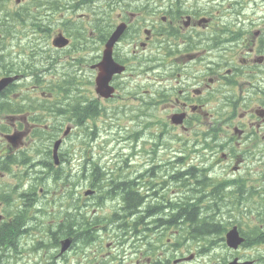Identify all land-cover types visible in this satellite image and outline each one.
Instances as JSON below:
<instances>
[{"label":"flooded vegetation","instance_id":"flooded-vegetation-1","mask_svg":"<svg viewBox=\"0 0 264 264\" xmlns=\"http://www.w3.org/2000/svg\"><path fill=\"white\" fill-rule=\"evenodd\" d=\"M189 1L167 0L158 5L152 1L149 9H142L144 13H140V9L126 8L123 20L114 21L113 26L112 19L110 29L106 27L104 31L107 42L117 24L125 25L112 50L114 62L125 71L114 74L109 86L115 95L123 90L133 93L138 106L152 112L154 120H160L164 126L167 137L179 143L180 147L176 148L179 162L173 163L174 153L153 171L177 173L180 181L175 184L179 185L184 199L172 201V193L165 190L173 180L171 176L159 184L160 191L154 189L150 177L138 175L133 182L124 177L120 191L101 194V183L107 188L114 186L115 181L108 180L106 175L103 179L95 177L105 170L93 173L94 169L82 168L80 182L88 173L94 174L92 184L88 182L94 193L83 204L96 207L116 203L113 209L119 208L125 213L104 216L100 209H95L85 215L70 216L69 231L58 239L45 264H264V7L260 14L257 8L245 11L242 8L230 24L221 14L222 0H216L219 5L216 10L212 0L196 2V8ZM162 103L165 114L157 113ZM179 114L184 115L182 124H173L172 116ZM206 142L211 146L206 147ZM164 145L165 142L161 143L162 147ZM196 152L203 154L204 164H208V179L217 181V176L212 174L219 172L231 177L230 184L222 179L226 182L218 183L213 191L204 194L212 195L213 199L187 198L189 190L193 186L198 190L206 179L200 176L203 173L197 167L192 169L202 174L185 172L180 166L189 165V160L193 162ZM24 163L26 173L22 183L2 195L12 203L9 216L17 220L20 231L14 230L12 236L17 235L16 244L6 251L3 250L8 245L7 239L3 237L0 241V264H13L9 263L11 260L26 264L23 242L32 238L38 227L28 214L34 205L39 209L42 203L36 191L27 202L21 199L27 192L23 186L35 175H50L37 186V191L40 187L52 186L48 181L54 170L49 160L39 164L25 160ZM142 167L144 165L135 169ZM84 170L85 176L82 175ZM252 173L259 177L260 183L256 186L261 200L252 232L246 237L240 231L245 242L237 249H220V254L216 251V259L210 252L207 254L215 248H205L202 243H194L190 248V240L202 234L221 232L222 219L209 214H221L222 201L217 189L237 187L238 192L249 199L248 192H251L247 182ZM61 175L62 172L58 173V179ZM125 187L131 192L130 197L124 193ZM70 192L65 201L67 210H71ZM16 199L20 203H16ZM174 203L185 208L190 203L197 204V219L207 220L212 226L199 229L196 224L191 225L177 214L178 210L172 212ZM127 219L130 223L125 229L122 221ZM201 223L207 226L206 221ZM9 228L3 226L0 231L5 236ZM61 231L59 237L63 234ZM33 239L41 241L39 237ZM64 239L70 240V246L62 252L60 246ZM224 253L226 256L220 257Z\"/></svg>","mask_w":264,"mask_h":264},{"label":"rangeland","instance_id":"rangeland-1","mask_svg":"<svg viewBox=\"0 0 264 264\" xmlns=\"http://www.w3.org/2000/svg\"><path fill=\"white\" fill-rule=\"evenodd\" d=\"M34 2V5L37 6L38 10H40V17L41 20H43L44 23L48 22V16L50 13H52L56 8H58L63 3L67 4L69 3L70 7L76 6L80 0H58V1H51V0H32ZM140 1V0H139ZM145 4L143 7L144 9L151 7V2L154 1L156 5L162 3H166V0H142ZM55 2L58 4L55 6ZM83 4L82 6H85ZM84 12H86L88 9H83ZM37 18V16H31L29 12H24L19 18H13L8 12L5 10L3 6L0 5V27H2V35L4 36V56L2 53L0 54V64L5 65L8 68H13L15 63H20L19 67L23 68L24 70H28L31 73H36L39 77H44L46 72H48L49 69L52 68L48 61L46 60V51L48 54H52L51 51H48V48L46 47V51L44 50V43L38 42L34 43L29 40L30 36L34 35L32 31L27 27V24L24 25H16L17 20H24V21H33ZM54 23H59V16L55 14L54 16ZM75 45H78V43H74ZM86 54V52H85ZM48 56V55H47ZM84 56V51L79 50L78 47H75L72 45L69 49L66 50V54L62 57V66H55V69H58L56 73L57 81L54 83L56 87H62V86H68L70 90L68 93H66V104L70 101L75 99L72 95H81L84 96V92H82L86 87L85 79L82 81L80 85L76 84L75 81H73V77L75 74L79 73L80 75L86 77L87 71L85 69V63L82 60V57ZM72 59H75V62H72ZM78 60H82L81 66H75L76 62ZM80 68V70H79ZM136 86V85H135ZM122 89L124 87H121ZM152 91L154 89L152 88ZM24 92V91H23ZM128 91H118L117 95H115L113 100L107 101L105 103L106 107L108 108L107 112L101 116L100 121L98 122V132H97V139L95 140L93 145H89L87 147L88 152H92V158L97 159L100 157L101 165L105 168H103L106 172H103L106 175V178L108 180H111L112 178L117 179V174H122V177H125L127 173L132 172L131 167H124L125 164L133 161H137L140 163H147V166L152 164L151 158L152 156V146L154 142H157L158 145V156L157 160H160L163 157L169 158L170 155H174L176 152L175 146L179 145L176 140L171 139L167 136H165L164 141L158 140V135H155L157 132L161 131L157 128L158 126H152L147 131H145L144 139L141 141L140 144H138L136 147L133 146V143L135 141L133 140V137H131L132 134H134V130H141L142 121L140 120H134V116L138 115V113L141 112V109L138 108V110H134L133 105V99L132 97L134 94H128ZM58 95V92H53V97H56ZM79 103V102H78ZM138 107V106H137ZM160 108V109H159ZM137 109V108H136ZM158 112H163L165 114V105L162 103L158 106ZM162 114V115H164ZM160 119V118H159ZM112 125H118V127L113 129L111 127ZM77 132V129L74 130ZM89 131V130H88ZM112 131L114 132L112 134ZM74 136L69 139L65 143V147H62L63 152L66 154L68 151V148L71 149L73 147L77 148L80 145L73 143ZM87 142L90 143L89 138L86 139ZM165 145L162 147L161 143H164ZM91 144V143H90ZM148 151V154L145 151ZM196 156H200L197 154ZM67 159L70 158L67 154ZM199 159L194 160V162L199 163ZM38 164L40 161L37 162ZM66 168L69 167V163H64ZM208 164H203L202 167H207ZM211 167V165H210ZM144 168V167H142ZM65 171V170H64ZM116 172V175L114 174ZM229 173V172H227ZM224 172H219L218 174L212 176H217L221 179H227V184H230V178L228 174H224ZM42 176V177H41ZM50 175H35V177L27 182L23 186V190H27V192L21 197L24 201L27 202V200L30 198V195L32 193H35L33 190V187L37 188V186L40 183H43ZM41 178V179H37ZM100 178V177H99ZM105 178V177H104ZM259 177L257 176V173H252L249 176L247 185L249 187V191L253 194H255L254 198L252 199L254 201V204L256 205L255 209H260V200L261 198L258 197V188L257 184ZM8 179V178H6ZM11 183L14 182L12 178L8 179ZM50 184H52V181L49 180ZM84 182H87L85 180ZM107 182V181H106ZM54 188H56V185L52 184ZM86 185V183H85ZM251 186H254L251 187ZM237 189V188H233ZM200 191V189H199ZM225 192V193H224ZM222 194L221 200L225 205L230 204L231 197H235V193L233 190L226 189L224 191L220 192ZM181 194H176L172 196V199H177ZM7 201V200H6ZM7 203H10L7 201ZM116 204V203H115ZM109 205L107 206V209L110 211L112 210V207L115 206ZM246 206H241L240 210L245 211L248 208H250L249 205L245 204ZM232 208V207H230ZM185 207H181V210H184ZM233 209V208H232ZM226 210V209H225ZM174 212V210L172 211ZM165 214V213H162ZM251 216L249 214L243 215L244 219L250 226L253 225L254 221L247 220L246 217ZM254 217V216H253ZM201 218H204L201 216ZM206 218V217H205ZM216 219H223V217H219ZM232 220V219H231ZM207 224V227H211L212 224L207 222V220H199L198 222V228L201 229L204 227V224L201 222H205ZM209 238L210 242L215 241L218 238V233L214 234L211 233L208 236H205ZM25 263L28 262V258L25 257L24 259ZM9 263L16 264L14 260H11Z\"/></svg>","mask_w":264,"mask_h":264},{"label":"trees","instance_id":"trees-1","mask_svg":"<svg viewBox=\"0 0 264 264\" xmlns=\"http://www.w3.org/2000/svg\"><path fill=\"white\" fill-rule=\"evenodd\" d=\"M40 1H45V0H40ZM51 1H58V0H51ZM80 1H84V0H80ZM58 3L57 2H55V6L57 5ZM91 104H92V102H91ZM0 108H2V109H5V106L3 105V104H0ZM95 110V108L94 107H92L91 105H88V106H82V105H80V104H77V105H75V106H73L72 107V109H71V111L73 112V114L77 117V118H84L85 116H87L88 115V112L90 111V113H91V111H94ZM52 111V113L53 114H56V115H58V114H66L68 111H64V110H62V109H52L51 110ZM89 113V114H90ZM96 114V113H95ZM94 113H93V115L92 116H94L95 115ZM7 160L8 161H12V157H8L7 158ZM47 160H48V158H47ZM90 171H91V169H90ZM97 171H99V169L97 168V167H95L94 168V172L93 173H96ZM189 173H194V174H199L198 173V171H196L195 169H192V168H190L189 169V171H188ZM93 173H91V176L94 178V174ZM95 177H100V174H98V173H96L95 174ZM203 182H205V181H203ZM123 184L124 183H122V184H120V185H117V186H115L114 188H112L111 189V191H115V190H119L120 191V189H121V187L123 186ZM203 184H206V183H203ZM203 184L200 186V191H199V189L198 190H192V189H190L189 190V193L190 194H192V195H189L188 196V200H193V199H195V200H197V199H202V198H199L198 196L199 195H204L205 194V192H204V190H205V186H203ZM126 189L124 190V193H127V194H129V193H131V192H129V190L127 189L128 187H125ZM33 190L34 191H36L37 192V189L35 188V187H33ZM130 195H132V194H129V197H130ZM31 196L32 195H30V198H31ZM128 197V196H127ZM131 200H132V198H130ZM2 200H4L3 199V197H2ZM131 200H130V202H131ZM5 202L7 203V201L5 200ZM29 207L31 208L32 207V205H29ZM198 207V205L197 204H188L187 206H186V208L182 211L181 210V205H179V206H176V205H174L173 206V210L174 211H176V210H178L177 211V214L178 215H181V216H184L186 219H187V221L188 222H190V224L191 225H193V224H197L198 225V222H199V220L197 219V208ZM182 212V213H181ZM67 213V212H66ZM29 215H31V210H30V214ZM6 227V226H10V228H9V233H8V235H5L4 236V234L2 233L3 231V228H2V230L0 231V241L2 240V238L3 237H5L6 239H7V242H8V245L7 246H5V248H4V250L3 251H6L8 248H10L9 246L11 245V246H15V244H16V237H17V235H16V237L14 238L13 236H12V234H13V232H14V230H19L20 231V226H17V220H12V222L10 223V224H3V225H1L0 226V229H1V227ZM206 228H208L207 226H205L204 225V227H202L201 229H206ZM2 243V242H1Z\"/></svg>","mask_w":264,"mask_h":264},{"label":"bare ground","instance_id":"bare-ground-1","mask_svg":"<svg viewBox=\"0 0 264 264\" xmlns=\"http://www.w3.org/2000/svg\"><path fill=\"white\" fill-rule=\"evenodd\" d=\"M153 160V163L144 167V168H139V169H133L132 172H129L126 174L125 178L130 181V182H133L134 180H136V178L138 177V175H146L148 177L151 178L150 180V183L153 185L154 189L156 191H160L161 188L159 187V184L161 182H164V181H167L168 180V176H171L173 177V180L171 181V184H169L167 186V188L165 189L169 194L172 193L171 195V200L172 201H176L177 199H172V196L175 194V191L172 190V187H176L177 188V185L175 184L176 182H179V177L176 174L174 173H163V170H158L157 172H154L153 169L155 166H160V162L159 161H156L157 158L156 157H152L151 161ZM42 177V176H41ZM37 179H41V178H37ZM198 179L200 180V178L198 177ZM127 184V183H126ZM128 186H130L129 184H127ZM179 186V185H178ZM222 191L226 190L225 188H220ZM225 193V192H224ZM9 204V209H12L13 208V205L12 203H8ZM126 211H128V209H126ZM119 208H115L111 211V214L115 216V213H119ZM121 214L124 215L125 212H120ZM23 213H21L22 215ZM116 217V216H115ZM123 226L125 229H127L130 221L127 219L125 220V222H123ZM193 243H202L201 245L205 248H211L210 246V240L209 238L205 237V235H200L196 238H194L193 240H191ZM217 250V249H216ZM216 250H212L211 252V257L215 256V252Z\"/></svg>","mask_w":264,"mask_h":264},{"label":"water","instance_id":"water-1","mask_svg":"<svg viewBox=\"0 0 264 264\" xmlns=\"http://www.w3.org/2000/svg\"><path fill=\"white\" fill-rule=\"evenodd\" d=\"M120 32H121V29H120ZM119 35V29L118 31L113 35V38L112 40L115 41L117 36ZM112 40L110 41V45H108V52L106 53V57L104 58V61L102 63V66L103 67H100V73L98 74V77H97V85H98V91H96L98 94H100V96L104 97V98H109L112 91H111V88L108 87L107 83H109V80L112 76L113 73L116 72V70L114 69V63L112 62L111 58H110V53H111V50H110V47H111V43H112ZM54 45H58V46H64L66 45V40L59 37V38H56L54 40ZM112 62V63H111ZM6 83L7 82H10L9 79H6L5 81ZM106 89V91H105ZM173 119H175L177 123V121L179 122L180 120H178L176 117H174ZM59 145V142H57L55 144V150H57V147ZM57 161V158L55 159ZM227 241H228V244L230 246H237V244H239L241 242V239L238 238V234L236 233V231H231L228 236H227ZM69 245H70V240L66 241V243L64 244L63 246V250H66L67 248H69Z\"/></svg>","mask_w":264,"mask_h":264}]
</instances>
